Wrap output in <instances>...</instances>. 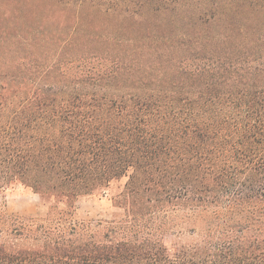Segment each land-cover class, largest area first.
<instances>
[{
	"label": "trees",
	"instance_id": "obj_1",
	"mask_svg": "<svg viewBox=\"0 0 264 264\" xmlns=\"http://www.w3.org/2000/svg\"><path fill=\"white\" fill-rule=\"evenodd\" d=\"M71 1L149 26L81 15L73 90L0 83V197L21 183L74 209L128 177L125 216L0 205V264H264V0Z\"/></svg>",
	"mask_w": 264,
	"mask_h": 264
},
{
	"label": "rangeland",
	"instance_id": "obj_2",
	"mask_svg": "<svg viewBox=\"0 0 264 264\" xmlns=\"http://www.w3.org/2000/svg\"><path fill=\"white\" fill-rule=\"evenodd\" d=\"M72 3L71 0H0L1 84L9 86V90L19 91L48 88L73 90V86L66 85L73 80L72 76L79 69V64L74 62L64 65L62 60L73 55L80 57L79 47L72 44L68 48L66 41L75 38L72 36L81 15L86 16L87 30L90 32H100L108 27L111 33L113 27L120 23L124 27L133 26L139 30L149 26L137 25L134 20H126L122 16L109 17L104 12ZM57 65L61 66L62 72L71 76L61 78L62 73L55 71ZM24 81L25 84H22ZM128 180V177L122 178L108 188L81 196L74 209L59 206L53 201L44 203L31 188L14 183L5 188L0 205L10 217L40 215L48 218L47 225H55L56 219L61 216L74 223L119 221L125 216L124 208L118 203L119 196ZM69 213L73 215L68 216ZM194 226L190 222L181 225L180 229L185 231ZM166 241L168 247L172 248L170 235ZM29 243L22 240L19 245L28 246Z\"/></svg>",
	"mask_w": 264,
	"mask_h": 264
}]
</instances>
